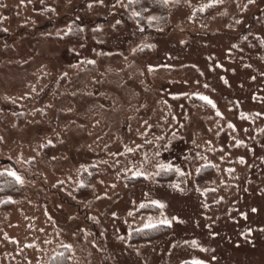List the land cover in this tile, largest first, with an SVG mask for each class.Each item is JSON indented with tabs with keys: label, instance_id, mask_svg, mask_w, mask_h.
<instances>
[{
	"label": "rangeland",
	"instance_id": "rangeland-1",
	"mask_svg": "<svg viewBox=\"0 0 264 264\" xmlns=\"http://www.w3.org/2000/svg\"><path fill=\"white\" fill-rule=\"evenodd\" d=\"M133 1L0 0V264H264V0Z\"/></svg>",
	"mask_w": 264,
	"mask_h": 264
},
{
	"label": "trees",
	"instance_id": "trees-1",
	"mask_svg": "<svg viewBox=\"0 0 264 264\" xmlns=\"http://www.w3.org/2000/svg\"><path fill=\"white\" fill-rule=\"evenodd\" d=\"M132 8L137 13V19L141 22H144L146 20V17L149 14L156 13L160 17V21L163 23H166L169 19V7L165 0H134L131 3ZM205 170L201 172L202 177L205 174ZM200 175V178H202ZM85 176V181H89L88 175ZM170 178V177H169ZM164 178L163 181H168L172 178ZM1 187H0V195H18L21 192V186L18 184V182L14 179L9 177L8 175L4 174L0 178ZM87 185L85 183L84 188L86 189ZM9 208H11V204L9 205ZM152 209L151 206L145 207L144 210H150ZM169 233V229L166 226H158L152 229H148L142 232H135L132 235V240L135 243L140 242H151L157 239H160L167 235ZM69 252L65 251L54 257L50 264H69L70 258H69Z\"/></svg>",
	"mask_w": 264,
	"mask_h": 264
}]
</instances>
